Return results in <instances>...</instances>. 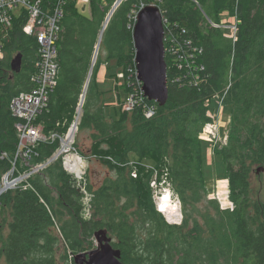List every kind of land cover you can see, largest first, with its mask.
I'll return each mask as SVG.
<instances>
[{
    "label": "trees",
    "instance_id": "trees-1",
    "mask_svg": "<svg viewBox=\"0 0 264 264\" xmlns=\"http://www.w3.org/2000/svg\"><path fill=\"white\" fill-rule=\"evenodd\" d=\"M38 1L43 13L51 14L57 5L62 12L56 84L36 124L45 135L64 134L83 96L114 0H89L88 15L75 0ZM141 4L157 6L165 21L168 101L159 106L145 99L129 112L119 107L115 119L108 118L97 74L114 60L125 81L122 91L126 96L131 92L135 63L129 16ZM27 20L22 10L10 28L0 31V152L10 155L16 132L9 104L33 89L39 61L36 37L23 32ZM229 26H235L234 35L226 31ZM17 57L18 72L12 68ZM215 97L230 108L226 143L214 151L225 166L231 204L226 209L209 197L203 174L205 142L199 139L211 122L207 102ZM149 107L154 115L146 118ZM81 111L75 149L88 160L109 157L103 163L113 175L94 186L86 172L87 217L83 193L60 160L34 176L31 189L4 194L0 264H57L59 258L74 264L73 257L92 249V239L101 230L120 251L122 264H264V199L251 179L258 169L264 173V0L122 3L103 31ZM57 147L58 141L38 143L32 160H46ZM7 166L1 162L0 170ZM154 171L159 180L165 176L178 200L181 224L169 223L158 211L151 187Z\"/></svg>",
    "mask_w": 264,
    "mask_h": 264
},
{
    "label": "built area",
    "instance_id": "built-area-1",
    "mask_svg": "<svg viewBox=\"0 0 264 264\" xmlns=\"http://www.w3.org/2000/svg\"><path fill=\"white\" fill-rule=\"evenodd\" d=\"M75 1L80 10L89 9V0ZM126 1L129 0H114L107 17L110 18L115 10ZM38 2L35 0H0V31L3 33L11 27L13 17L17 16L15 11L20 12L24 10L28 14V20L23 27V32L26 35H34L39 44V61L37 63L36 74L32 79L34 87L30 92L20 93L13 97L9 104L10 114L15 119L16 144L11 155L8 152H0V163L3 161L8 162L7 168L3 171L0 170V201L2 196L8 192L31 189V179L34 176L41 175L50 164L60 160L64 171L73 177L77 187L83 193V202L86 207L85 216L87 217L89 214L90 197L84 188L86 161L76 151L74 146L75 134L82 115L80 108L82 107L84 96L80 99L74 119L67 128L66 133L58 134L53 132L45 135L42 132V127L36 124L39 113L46 106L48 94L56 84V40L58 36V22L62 12L61 6L57 5L51 14L43 13ZM144 7L141 4L138 8L132 10L129 16L133 21L131 25L132 30L138 12ZM228 29L234 35L235 26H229ZM2 37H0V60L3 59L4 55ZM133 77L134 82L131 83L132 90L126 96V102L121 105L123 111L127 112L145 103L146 99L141 90V83L136 79L135 70ZM222 103L223 98H220L219 104L222 105ZM153 115L154 109L152 107L147 108L145 113L146 118H151ZM208 116L210 117L209 112ZM218 116L219 113L216 114V117ZM213 120L211 118V122L207 123L203 128L199 135L200 140L207 143H216L220 138L218 119ZM56 141H58V147L49 158L40 162L32 160V158L37 157V154H33V151L38 143L48 142L51 144ZM154 179L151 182L152 189L155 185ZM158 199H155V203L159 211Z\"/></svg>",
    "mask_w": 264,
    "mask_h": 264
},
{
    "label": "rangeland",
    "instance_id": "rangeland-1",
    "mask_svg": "<svg viewBox=\"0 0 264 264\" xmlns=\"http://www.w3.org/2000/svg\"><path fill=\"white\" fill-rule=\"evenodd\" d=\"M85 15L89 14V9L85 8L84 10H81ZM16 15H19V12H16ZM222 22L229 23L228 18H224ZM226 31L229 32V29H226ZM15 56V55H14ZM103 60H105V55L103 54L102 57ZM121 72L116 67V62L114 60H108L105 64L104 68L102 69L101 73L100 70L97 74L98 79V87L100 91L104 92L105 94V100L107 102V105L104 109V113L106 117L115 119L116 112L119 107H121L122 104L126 102V94L122 91V87L125 84V81L121 77ZM220 98L215 97L212 100L207 102V108L210 117L212 120L218 119L219 123V139L216 143H203V174L205 178V182L209 191V197L210 198H216L218 201L220 207L222 209L229 208L231 204L229 203L227 191H228V185L226 180V172H225V166L221 157L220 153H215L214 151L226 143V138L228 135V129L230 125V108L225 106L223 103L222 105L219 104ZM123 110V109H122ZM219 113V116L216 117V114ZM216 117V118H215ZM74 119V116H73ZM72 119V121H73ZM213 120V121H214ZM71 121V122H72ZM71 124V123H70ZM87 135H85L86 137ZM87 145L89 144L88 139H86ZM82 149V148H81ZM86 164H85V173L89 175V179L91 183L94 186H97L101 184L105 178H108L112 176L113 174L109 172V169L107 168V165L103 163V161L110 162L109 157H102L100 158H91V160H88L85 158ZM145 164V163H144ZM152 166L149 164H145V166ZM262 174V173H260ZM260 174L257 175L254 174L252 176V185L253 188L259 189L261 193L259 192V195L264 199V173L262 174L261 178H259ZM154 182L155 185L153 187V194L154 199L156 198H162V196L170 192L168 188V184L165 182V176L163 178L161 177V180H159V176L156 175V172L154 171ZM256 192V191H255ZM229 195V192H228ZM170 199L173 204H176L178 206V213L177 218L172 221H178L177 224L182 223V215H181V208L178 200L171 194L170 192ZM160 211V210H159ZM162 213V212H161ZM165 216V215H164ZM167 219V217L165 216ZM168 220V219H167ZM6 230H4L5 234ZM93 246L92 249L96 246L95 238L92 239ZM61 247V246H59ZM91 250V249H90ZM87 250V251H90ZM86 251V252H87ZM60 253L62 254V248ZM59 254H57V258ZM72 258V257H71ZM69 259V258H68ZM57 264H64V262L59 258Z\"/></svg>",
    "mask_w": 264,
    "mask_h": 264
},
{
    "label": "water",
    "instance_id": "water-1",
    "mask_svg": "<svg viewBox=\"0 0 264 264\" xmlns=\"http://www.w3.org/2000/svg\"><path fill=\"white\" fill-rule=\"evenodd\" d=\"M109 19V17L106 18L100 31L83 96L88 86L103 31ZM163 40L164 21L159 8L155 5L145 6L138 12L132 30L136 79L141 83L144 97L149 102H154L159 106H164L168 101L167 65ZM19 60L20 57H17L12 64L13 70L17 72L20 64ZM262 171L263 169H258L256 174ZM94 238L96 246L90 251L75 255L73 257L74 264H122L120 262V251L113 248L111 237H109L107 231L97 232Z\"/></svg>",
    "mask_w": 264,
    "mask_h": 264
},
{
    "label": "bare ground",
    "instance_id": "bare-ground-1",
    "mask_svg": "<svg viewBox=\"0 0 264 264\" xmlns=\"http://www.w3.org/2000/svg\"><path fill=\"white\" fill-rule=\"evenodd\" d=\"M228 185V183H227ZM170 192L165 193L162 198L158 199V207L160 212H162L171 223H178L179 221H172L177 218L178 206L173 204L170 199ZM228 196V191H227Z\"/></svg>",
    "mask_w": 264,
    "mask_h": 264
},
{
    "label": "crops",
    "instance_id": "crops-1",
    "mask_svg": "<svg viewBox=\"0 0 264 264\" xmlns=\"http://www.w3.org/2000/svg\"><path fill=\"white\" fill-rule=\"evenodd\" d=\"M104 66H105V65H102V66L100 67V69H99V70H100V73H101L102 69L104 68Z\"/></svg>",
    "mask_w": 264,
    "mask_h": 264
}]
</instances>
